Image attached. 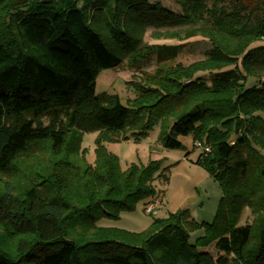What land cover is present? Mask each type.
<instances>
[{"label": "trees", "instance_id": "1", "mask_svg": "<svg viewBox=\"0 0 264 264\" xmlns=\"http://www.w3.org/2000/svg\"><path fill=\"white\" fill-rule=\"evenodd\" d=\"M172 2L0 0V264H217L210 244L231 264H264V0ZM148 27L178 40L194 27L210 48L141 76L126 106L95 93L98 71L137 53ZM182 46L158 45L156 59ZM155 124L164 148H182L180 136L210 146L193 162L221 190L212 221L180 210L139 232L97 225L159 194L153 163L121 169L104 145ZM84 132H96L93 165Z\"/></svg>", "mask_w": 264, "mask_h": 264}, {"label": "rangeland", "instance_id": "2", "mask_svg": "<svg viewBox=\"0 0 264 264\" xmlns=\"http://www.w3.org/2000/svg\"><path fill=\"white\" fill-rule=\"evenodd\" d=\"M160 3L174 11L179 9L172 0H160ZM162 32L163 28L154 30L148 27L144 44L137 53L125 58L117 69H100L94 81L95 93L104 92L116 96L119 102L126 106L129 100L135 98V82H139L141 76L158 68L184 67L206 57L210 48V38L194 27L182 30L183 40L159 38ZM161 44L183 46L174 58L158 61L155 49ZM196 76L209 82L207 72H198ZM158 132L159 125L155 124L138 141L129 135L124 140L104 143L105 147L118 157L121 169L133 164L138 166L154 164L151 183L156 191L160 190V192L155 197L147 198L146 201H156L155 212L152 214L144 212L143 209L148 202L145 203V199H140L133 204L131 210L120 212L117 218H102L97 221V225L139 232L151 223L153 217H165L169 212L180 210H187L188 217L195 222L212 221L221 190L218 182L204 168L193 162L201 150L195 147L191 136L179 137L182 148H164L158 142ZM95 137L96 132H84L80 143V151L91 165L94 164ZM163 174L168 177L165 182ZM249 219V209H244L238 224H243ZM203 234L204 229L199 226L188 231V239L191 243H195ZM202 249L210 251L217 264H231V256L217 251L213 244ZM255 264L262 262L258 260Z\"/></svg>", "mask_w": 264, "mask_h": 264}, {"label": "built area", "instance_id": "3", "mask_svg": "<svg viewBox=\"0 0 264 264\" xmlns=\"http://www.w3.org/2000/svg\"><path fill=\"white\" fill-rule=\"evenodd\" d=\"M193 144L195 145V147L199 148L201 151L208 152L210 150L209 145H204L200 141H195ZM150 200H151V198H150ZM153 201H155V200H153ZM153 201H151V202L147 201L148 203L145 205V207L143 209L144 212H146L148 214H152L155 212L156 201L155 202H153Z\"/></svg>", "mask_w": 264, "mask_h": 264}, {"label": "crops", "instance_id": "4", "mask_svg": "<svg viewBox=\"0 0 264 264\" xmlns=\"http://www.w3.org/2000/svg\"><path fill=\"white\" fill-rule=\"evenodd\" d=\"M223 252V251H222Z\"/></svg>", "mask_w": 264, "mask_h": 264}]
</instances>
